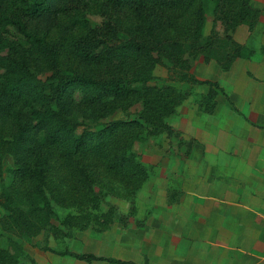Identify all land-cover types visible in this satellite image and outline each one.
Segmentation results:
<instances>
[{"label":"rangeland","instance_id":"obj_1","mask_svg":"<svg viewBox=\"0 0 264 264\" xmlns=\"http://www.w3.org/2000/svg\"><path fill=\"white\" fill-rule=\"evenodd\" d=\"M129 6L113 0H54L42 15L46 20L39 21L22 16V0H0V36L5 41L0 44V84L2 74L15 71L10 60L26 66L29 73L23 68L17 72L32 83H47L57 73L121 79L134 92L95 109L87 105L78 87L68 90L72 114L64 117L69 129L64 134L77 137L109 120L135 119L132 125L104 135L108 150L100 158L68 153L70 144L65 142L48 144L42 154L28 156L26 161L34 169L40 155L46 161L43 192L36 193L33 169L16 171L12 110L0 115V264L136 263L142 249L150 247L153 226L174 215L168 201L183 196L174 186L182 184L187 168L199 163L185 157L202 150V125L214 118L219 88L212 79L233 61L223 57L230 51L220 21H208L202 31L176 21L174 27L155 29L158 36L163 33L159 40L152 37L143 43L149 47L148 57L130 54L111 63L108 51L128 39L140 41L132 33L146 25L143 7ZM179 14L183 20L179 11L173 15ZM38 22L47 26L38 28L42 26ZM31 34L41 41L31 43ZM210 50L223 59L205 60V55L212 56ZM156 90L166 97L159 112L150 106ZM10 104L23 123L28 112L35 113L40 105L27 104L24 96L13 97ZM45 123H40L42 138ZM85 139L84 147L94 146L95 140ZM112 163H118L115 169L109 167ZM11 181L19 182L29 197L22 201L15 193L11 201H4L2 192ZM88 254L93 258H82Z\"/></svg>","mask_w":264,"mask_h":264},{"label":"crops","instance_id":"obj_2","mask_svg":"<svg viewBox=\"0 0 264 264\" xmlns=\"http://www.w3.org/2000/svg\"><path fill=\"white\" fill-rule=\"evenodd\" d=\"M252 2L257 22L232 34L242 55L212 79L202 150L185 157L199 163L174 186L183 196L168 201L174 215L153 226L138 264H264V0Z\"/></svg>","mask_w":264,"mask_h":264},{"label":"trees","instance_id":"obj_3","mask_svg":"<svg viewBox=\"0 0 264 264\" xmlns=\"http://www.w3.org/2000/svg\"><path fill=\"white\" fill-rule=\"evenodd\" d=\"M24 4L23 17L30 16L34 20L45 21L46 17L42 15L50 11V3L54 0H22ZM119 5H130L129 7H143V11L146 13L143 17L144 23L146 25L143 28H138L132 34L136 37H140V41H135L133 39H128L125 43L119 44L112 50L108 51L107 59L112 63V59H116L122 56L132 55L133 57H148L150 55L149 47L146 44L147 38H159L160 32L155 33V29L165 30L167 26H176V21L182 22L184 27L194 26L198 30H203V26L206 25L208 21L216 23L220 21L224 27L223 35L226 38V47L230 52L223 54L226 60L233 61L236 57L241 56L243 48L238 45L232 38V34L235 28L241 24L247 25L252 28L257 22L259 16V10L254 5L252 0H113ZM23 11V10H22ZM179 11L183 14V20L179 19L173 14ZM1 20V18H0ZM18 26L24 25L21 21H15ZM42 26H37L38 28H45L47 23L38 22ZM202 27V28H201ZM164 32V31H163ZM31 38V39H30ZM29 41L31 43H38L41 39L36 34H31ZM0 36V44H4L5 41ZM225 50V49H224ZM226 51V50H225ZM211 52V50H210ZM211 55H205V60L209 57H213L216 60H221L223 57H218V53H212ZM1 60V58H0ZM9 66H16L15 71L9 72V75L2 74L3 84H0V115L4 116L5 113L12 110V119L16 125V131L13 135V154L17 160L16 164L18 168L16 171L28 172V170L33 169V176L38 183L37 189H34L36 193L43 192L42 184L43 178L46 173V161L45 158L40 155L36 159V169L30 167L26 159L28 156H35L37 153L42 154L43 149H46L48 144L56 145L59 142H65L70 144L68 153H88L97 156H105V152L108 150V145L103 139L104 135L107 133H112L117 129H122L128 127L135 122V119H116L109 120L106 125L102 128L96 129L94 131L87 130L75 137L73 134L65 135L67 132L66 121L64 117L71 115V107L67 106V91H74L78 89L81 95L87 98V105L91 106L93 109L97 107H102L103 102L107 105L117 97L127 96L134 92L128 85V81L117 80V78L103 79L99 75L91 76H79L75 73L67 74L57 73L53 79L47 83L41 82V80H35V82H28L25 75L17 72L19 69H25L26 73H29L26 66L23 63H19L15 60L9 61ZM227 66V64L223 65ZM50 80V79H49ZM217 86V84L215 83ZM160 90L152 91L154 105L151 106V111L155 107L156 111L159 112L163 109L165 104V98L160 94ZM213 94L214 91H210ZM24 96V101L27 104H40L39 108L28 112V120L26 123L19 117V113L10 104L11 99L15 97L16 99ZM69 97V96H68ZM62 102V104H61ZM65 102V104H64ZM61 104V105H60ZM106 105V106H107ZM115 105V104H114ZM104 105V107H106ZM114 110V107H113ZM88 116V113H82ZM152 118V112L150 114V119ZM157 116L153 121L156 122ZM148 120V119H146ZM152 121V120H151ZM41 122L45 123V132L42 138V134H39V128ZM150 122V121H147ZM146 122V123H147ZM46 130L48 133L46 134ZM39 134V135H38ZM62 136L60 137V135ZM95 140L93 147L85 146L86 139ZM62 144V143H60ZM58 144V145H60ZM52 145V146H53ZM73 150V151H70ZM83 150V152H82ZM84 155V154H83ZM26 162H25V161ZM118 164V163H117ZM117 164H110L109 167L116 168ZM137 169V166L134 165ZM24 176H28L23 174ZM23 177V176H22ZM20 177V178H22ZM16 193V196L22 198L29 197V192L20 187V183L17 181H11L9 185L5 186L2 196L4 201H11L12 196ZM7 208V207H6ZM26 217H23L25 220ZM93 258L92 255L88 254L82 258ZM121 264H136L134 262H122Z\"/></svg>","mask_w":264,"mask_h":264}]
</instances>
